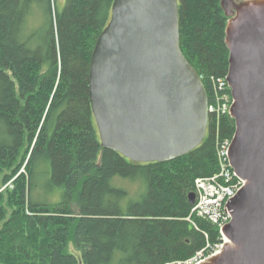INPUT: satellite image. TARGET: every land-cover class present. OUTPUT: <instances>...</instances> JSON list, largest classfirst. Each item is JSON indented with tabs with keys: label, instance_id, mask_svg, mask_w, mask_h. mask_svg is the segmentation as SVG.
Here are the masks:
<instances>
[{
	"label": "trees",
	"instance_id": "16d2710c",
	"mask_svg": "<svg viewBox=\"0 0 264 264\" xmlns=\"http://www.w3.org/2000/svg\"><path fill=\"white\" fill-rule=\"evenodd\" d=\"M113 2L0 0V264H168L192 258L205 234L220 240L189 196L218 173L230 116L167 163L101 146L89 68ZM178 10L180 49L210 97L211 79L228 72L229 18L221 0H178Z\"/></svg>",
	"mask_w": 264,
	"mask_h": 264
},
{
	"label": "water",
	"instance_id": "95a60500",
	"mask_svg": "<svg viewBox=\"0 0 264 264\" xmlns=\"http://www.w3.org/2000/svg\"><path fill=\"white\" fill-rule=\"evenodd\" d=\"M221 7L235 123L229 163L245 184L226 204L223 249L200 264H264V0H221ZM179 43L178 0H114L89 68L103 149L135 163H167L202 143L208 92Z\"/></svg>",
	"mask_w": 264,
	"mask_h": 264
},
{
	"label": "built area",
	"instance_id": "2783aa9c",
	"mask_svg": "<svg viewBox=\"0 0 264 264\" xmlns=\"http://www.w3.org/2000/svg\"><path fill=\"white\" fill-rule=\"evenodd\" d=\"M211 85L208 114L210 122H214L216 128H218L220 118L229 114L233 101L226 77L218 78L217 80L212 78ZM230 144L231 140H223L219 143V138L217 137L216 153L219 171L211 177L199 178L195 181L194 193L196 200L191 210V215L210 222L219 229L220 234L223 226L230 221L226 204L245 184L243 180L237 177L229 163ZM187 220L191 222L190 218ZM205 238L207 239L206 246L192 258L168 264H200L221 252L226 242L223 236L214 244L208 241L207 234H205Z\"/></svg>",
	"mask_w": 264,
	"mask_h": 264
},
{
	"label": "rangeland",
	"instance_id": "374dc122",
	"mask_svg": "<svg viewBox=\"0 0 264 264\" xmlns=\"http://www.w3.org/2000/svg\"><path fill=\"white\" fill-rule=\"evenodd\" d=\"M55 1H56L57 7L59 10H62L66 5V0H55ZM236 1L239 2L238 0H236ZM121 184L126 185L124 182H122ZM70 252L75 254V255L80 254L77 250H75L74 246H70Z\"/></svg>",
	"mask_w": 264,
	"mask_h": 264
}]
</instances>
